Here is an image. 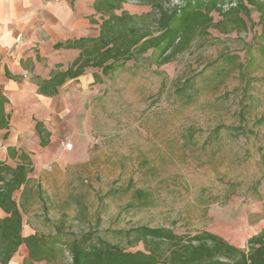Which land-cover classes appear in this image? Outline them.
I'll list each match as a JSON object with an SVG mask.
<instances>
[{"label": "rangeland", "instance_id": "rangeland-1", "mask_svg": "<svg viewBox=\"0 0 264 264\" xmlns=\"http://www.w3.org/2000/svg\"><path fill=\"white\" fill-rule=\"evenodd\" d=\"M123 10L150 7L130 2ZM83 19L96 37L98 25ZM251 19L246 32L210 29L168 64L157 66L149 51L101 84L87 69L64 86L53 120L56 155L43 166L41 200L29 216L38 233L91 231L136 251L141 244L128 247L114 232L210 231L244 248L264 228V38L254 10ZM218 127L230 130L216 135ZM16 255L23 264V246ZM68 263L65 253L60 264Z\"/></svg>", "mask_w": 264, "mask_h": 264}, {"label": "trees", "instance_id": "trees-1", "mask_svg": "<svg viewBox=\"0 0 264 264\" xmlns=\"http://www.w3.org/2000/svg\"><path fill=\"white\" fill-rule=\"evenodd\" d=\"M130 2L149 6L150 10L130 14L123 10ZM92 8L89 23L98 25V35L55 44L56 50L75 49L79 53L64 70L56 67L48 80L37 82L39 94L56 95L61 85L81 77L87 69L97 71L92 75L93 83L101 84L102 77L123 69L130 61L144 59L149 51L157 54V66L168 64L187 52L196 40L208 36L210 29L223 35L246 32L254 26L252 10L258 14L260 36L264 38V0H181L179 5H171L169 0H95ZM212 13L219 18L217 21ZM261 52L264 56L263 45ZM5 102L0 95V113ZM35 129L44 147L49 133L40 122H36ZM221 129L230 130L218 127L214 134ZM19 159L14 168L0 162V209L6 214L0 218V264H9L21 246L28 253L23 264H60L65 253L68 264H264V228L248 238L244 248L210 231L176 234L167 228L148 226L114 232L123 235L128 247L141 244L143 249L136 251H126L91 231L63 238V226H57L51 236H22V202L32 201L35 195L23 189L19 204L12 199L13 192L28 183L27 174L32 171L26 156ZM135 193L143 196L140 191Z\"/></svg>", "mask_w": 264, "mask_h": 264}, {"label": "crops", "instance_id": "crops-1", "mask_svg": "<svg viewBox=\"0 0 264 264\" xmlns=\"http://www.w3.org/2000/svg\"><path fill=\"white\" fill-rule=\"evenodd\" d=\"M94 1L74 0L71 6L70 0H0V95L7 100L0 113V162L14 168L21 162L19 157L26 156L32 169L27 174L29 181L13 192L12 199L19 204L23 189L35 195L32 201L22 202V236L41 234L29 216L42 196L43 166L56 155L55 106L64 86L80 77L65 82L51 97L39 94L36 84L48 80L52 69L64 70L62 65L77 57L78 50H56L54 45L90 37L83 18L89 21L94 14ZM36 122L49 133L44 147L40 145ZM5 216L0 209V218ZM18 262L15 254L9 264Z\"/></svg>", "mask_w": 264, "mask_h": 264}, {"label": "built area", "instance_id": "built-area-1", "mask_svg": "<svg viewBox=\"0 0 264 264\" xmlns=\"http://www.w3.org/2000/svg\"><path fill=\"white\" fill-rule=\"evenodd\" d=\"M64 150L71 151L72 150V144L70 142H63L62 144Z\"/></svg>", "mask_w": 264, "mask_h": 264}]
</instances>
